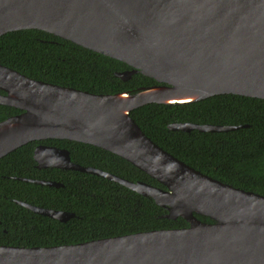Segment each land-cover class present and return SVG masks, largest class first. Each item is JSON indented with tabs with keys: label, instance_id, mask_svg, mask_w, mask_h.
Instances as JSON below:
<instances>
[{
	"label": "water",
	"instance_id": "95a60500",
	"mask_svg": "<svg viewBox=\"0 0 264 264\" xmlns=\"http://www.w3.org/2000/svg\"><path fill=\"white\" fill-rule=\"evenodd\" d=\"M42 30L159 84L137 93L92 94L33 80L0 64V105L22 111L0 122V159L31 143L69 140L111 152L162 184L131 182L72 161L70 151L38 145V169L94 174L152 198L169 220L189 226L76 245H0V264H264V195L195 170L152 141L131 113L149 104H186L220 95L264 100V0H0V37ZM240 127L172 124L219 133ZM42 186L51 180L19 178ZM67 222L73 213L17 202ZM197 216L210 218L203 222Z\"/></svg>",
	"mask_w": 264,
	"mask_h": 264
},
{
	"label": "trees",
	"instance_id": "16d2710c",
	"mask_svg": "<svg viewBox=\"0 0 264 264\" xmlns=\"http://www.w3.org/2000/svg\"><path fill=\"white\" fill-rule=\"evenodd\" d=\"M0 64L36 81L92 94H134L159 84L142 74L123 81L115 75L131 70L127 64L42 30L15 31L0 37ZM0 94L5 92L0 90ZM21 113L0 105V122ZM131 116L152 141L195 170L264 195V100L220 95L186 104H149ZM181 123L240 128L219 133L169 129ZM38 145L68 149L72 161L83 167L166 189L127 160L102 148L69 140L31 142L0 159V245L57 247L189 226L182 218H165L167 210L152 198L118 182L79 171L38 169L34 160ZM19 178L51 180L63 186H42ZM17 202L73 213L75 217L60 222Z\"/></svg>",
	"mask_w": 264,
	"mask_h": 264
}]
</instances>
